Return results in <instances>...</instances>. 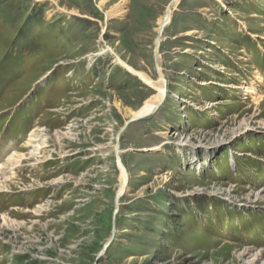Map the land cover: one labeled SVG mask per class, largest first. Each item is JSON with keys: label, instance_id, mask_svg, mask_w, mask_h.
Here are the masks:
<instances>
[{"label": "rangeland", "instance_id": "374dc122", "mask_svg": "<svg viewBox=\"0 0 264 264\" xmlns=\"http://www.w3.org/2000/svg\"><path fill=\"white\" fill-rule=\"evenodd\" d=\"M119 1L0 0V264H264V0Z\"/></svg>", "mask_w": 264, "mask_h": 264}, {"label": "bare ground", "instance_id": "6f19581e", "mask_svg": "<svg viewBox=\"0 0 264 264\" xmlns=\"http://www.w3.org/2000/svg\"><path fill=\"white\" fill-rule=\"evenodd\" d=\"M127 2H128L127 0H120L116 5H114L113 7H111L110 10H108L109 12L107 13V15H109V16L115 15L117 17L125 15V13H126V7L125 6H126ZM170 14H171V9L167 8L164 16L159 20L160 31H161V28H163L165 26V24H167V22L169 21ZM115 59H116V62L118 63V65L122 66L126 71H129L133 75L138 76L139 79H141L143 82L147 83L150 87H152L156 90V94L154 96L150 97L147 101H145V103L143 104L141 109L139 111H137L136 113H133L132 117H133V119H138V118H141V117L144 118L145 116L150 115L151 112L155 108L158 107L157 105L162 102V100L165 96V90H164L163 83L161 81L153 82L144 74L137 72L134 69H132L131 67H129L128 65H126L123 61H121L119 59V57H115ZM31 142H33V141H31ZM117 160H119L118 156H117ZM3 166L4 165L0 166V168ZM120 171L121 172H120L119 181H118L119 187H118V192H117V195H119V196H121V194L125 193L126 189H127V187H126V176L123 173V170H121V168H120ZM0 218H3V217H0ZM6 227H8V226H6ZM249 254L251 255L249 249H243L238 257L243 258ZM261 254L262 255L264 254V250L261 251ZM238 261H240V264H241V260H238ZM237 264H239V263H237Z\"/></svg>", "mask_w": 264, "mask_h": 264}, {"label": "water", "instance_id": "95a60500", "mask_svg": "<svg viewBox=\"0 0 264 264\" xmlns=\"http://www.w3.org/2000/svg\"><path fill=\"white\" fill-rule=\"evenodd\" d=\"M162 29V28H161ZM134 120H136V119H131L129 122H132V121H134Z\"/></svg>", "mask_w": 264, "mask_h": 264}]
</instances>
